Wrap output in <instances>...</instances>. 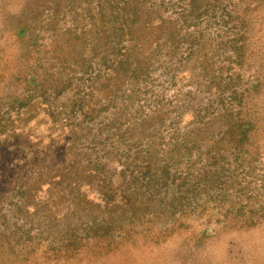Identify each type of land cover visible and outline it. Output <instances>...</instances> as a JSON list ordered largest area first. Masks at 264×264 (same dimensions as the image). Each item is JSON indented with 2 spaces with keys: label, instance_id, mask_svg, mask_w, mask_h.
I'll use <instances>...</instances> for the list:
<instances>
[{
  "label": "rangeland",
  "instance_id": "374dc122",
  "mask_svg": "<svg viewBox=\"0 0 264 264\" xmlns=\"http://www.w3.org/2000/svg\"><path fill=\"white\" fill-rule=\"evenodd\" d=\"M156 1L197 38L165 44L133 102V84L115 88L90 51L102 0H0V264H264V0H224L196 21L184 18L190 0ZM147 156L220 176L197 184L185 169L182 190L206 189L184 199L195 211L157 196L155 211L58 250L99 211L79 203L85 186L101 191L83 167L102 161L116 181L123 162Z\"/></svg>",
  "mask_w": 264,
  "mask_h": 264
},
{
  "label": "trees",
  "instance_id": "16d2710c",
  "mask_svg": "<svg viewBox=\"0 0 264 264\" xmlns=\"http://www.w3.org/2000/svg\"><path fill=\"white\" fill-rule=\"evenodd\" d=\"M222 1L224 0H190L188 2L190 9L184 14V18L187 19L186 21H196L205 17L211 10L216 11ZM160 6L161 1L156 0H102L101 11L98 16H95V30L91 31L92 44H90L92 57H97L99 64L111 72L108 82H113L115 88L121 89L124 86L123 81L133 84L129 94H125L133 102L142 94L143 82L154 79L152 71L160 61L159 55L164 45L171 48L181 41L192 42L197 38L191 32L183 35L178 27V20L164 19ZM226 11L224 6L222 8L223 23H228V17L230 21L233 17ZM238 41V38L231 39L230 45L233 49H240ZM85 45L88 46V44ZM83 67L86 71L92 68V58L86 59ZM126 90L123 88V92ZM237 98V103L240 104L241 98L234 96L235 100ZM89 112L85 109L82 111L83 119H86ZM118 113L123 115L124 112L120 110ZM146 119H149L147 115L140 118V126ZM114 123L112 121L108 126L113 127ZM137 124L139 125V122ZM179 145L182 144L179 143ZM157 161L158 159H152L150 156L125 161L122 163L123 168L116 181L105 173L107 164L102 161L86 164L81 173L83 179H87L84 180V184L88 185L96 181L101 191L99 196L92 199L89 198V186H85L80 194L79 203L87 205L86 208L98 207L99 211L85 214L83 234L78 232L79 234L76 235L74 230L68 229L67 234H70L60 237L64 240L55 247L58 250L77 249L83 245V239L108 235L123 223L139 219L146 211H155L153 207L160 206L151 203L157 196L159 205L174 210V213L195 211L196 208L185 206L183 201L184 199L189 201L193 196L206 192V189L203 188L198 192L195 188L182 190L188 184V175L184 176L185 169L190 171L187 174L198 179L197 184L203 181L209 185L214 181L213 177L220 176L219 172L212 171L207 166L197 172L194 164H186L180 172L175 170L172 173V166L168 164V161L164 163ZM74 164V159L70 160V165L74 166ZM63 180L65 176L58 182L61 183ZM78 182H80L79 178L72 176L70 184ZM146 193L149 194L148 199ZM189 193H193V196H189Z\"/></svg>",
  "mask_w": 264,
  "mask_h": 264
}]
</instances>
